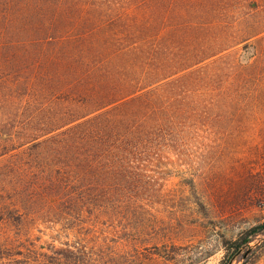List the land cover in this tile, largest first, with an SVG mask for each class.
Returning <instances> with one entry per match:
<instances>
[{
    "label": "trees",
    "instance_id": "16d2710c",
    "mask_svg": "<svg viewBox=\"0 0 264 264\" xmlns=\"http://www.w3.org/2000/svg\"><path fill=\"white\" fill-rule=\"evenodd\" d=\"M244 2L243 13L215 4L211 18L181 21L164 17L161 0H0L6 220L35 213L38 199L49 196L69 208L133 202L129 192L141 191L136 182L149 166L169 150L181 152L199 130L216 125L211 119L225 130L228 115L232 129L256 120L262 168L251 176L258 179L264 0ZM241 44L238 63L230 62L226 53ZM190 188L206 211L194 182ZM260 234L264 221L234 244L233 256ZM25 252L5 248L0 264H61L45 252L34 261Z\"/></svg>",
    "mask_w": 264,
    "mask_h": 264
},
{
    "label": "rangeland",
    "instance_id": "374dc122",
    "mask_svg": "<svg viewBox=\"0 0 264 264\" xmlns=\"http://www.w3.org/2000/svg\"><path fill=\"white\" fill-rule=\"evenodd\" d=\"M244 1L161 3L164 17L187 21L211 18L208 7L215 4L246 12ZM172 5L176 12H171ZM241 47L226 53L230 62L238 63ZM211 120L216 125L199 130L181 152L169 150L149 166L150 174L136 182L141 191L129 192L134 203L104 210L69 208L49 196L38 199L39 209L20 220L8 222L0 212V254L5 248L10 253L23 250L34 261L45 252L61 264H264L262 234L233 256L234 244L244 243L251 227L264 221V185L257 184L264 173L258 179L251 176L262 168V143L251 127L256 120L249 125L252 118H246V127L232 129L234 119L228 115L225 130L220 120ZM192 182L206 211L191 193ZM60 249L71 251L70 256L59 254Z\"/></svg>",
    "mask_w": 264,
    "mask_h": 264
}]
</instances>
